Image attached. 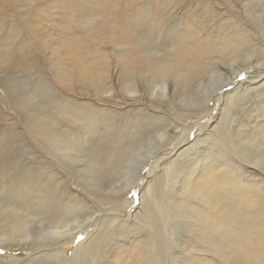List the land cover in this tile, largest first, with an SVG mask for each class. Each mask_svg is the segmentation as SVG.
Segmentation results:
<instances>
[{
    "label": "rangeland",
    "instance_id": "1",
    "mask_svg": "<svg viewBox=\"0 0 264 264\" xmlns=\"http://www.w3.org/2000/svg\"><path fill=\"white\" fill-rule=\"evenodd\" d=\"M263 8L264 0H2L0 207L18 200L31 209L26 201L39 200L40 184L48 185L51 202L79 197L95 227L61 249L71 260L87 234H102L92 243L95 257L78 264H264V239L244 249L248 218L258 209L264 236V128L249 123L264 95L241 97L240 84L251 71L264 78ZM96 54L107 75L100 84L84 73ZM228 79L195 112L182 103ZM225 93L239 101L231 115L244 126L230 115L225 125ZM194 116L197 131L187 141L180 124L190 126ZM206 122L209 137L195 146ZM46 126L50 134L41 133ZM68 142L79 147L70 150ZM90 155L99 156L102 170L87 161ZM148 163L157 171L145 169L127 192L128 208L116 207L117 189ZM87 166L97 172L80 178L77 171ZM170 170L176 178L167 187ZM172 202L176 209L169 210ZM77 216L78 223L87 220ZM24 217L34 222L17 236L0 232V264L70 263L37 234L45 212Z\"/></svg>",
    "mask_w": 264,
    "mask_h": 264
},
{
    "label": "bare ground",
    "instance_id": "2",
    "mask_svg": "<svg viewBox=\"0 0 264 264\" xmlns=\"http://www.w3.org/2000/svg\"><path fill=\"white\" fill-rule=\"evenodd\" d=\"M24 1H30V0H24ZM1 2H2V0H0V3ZM234 34H235V32H234ZM240 34H241V32H240ZM240 34L239 35L237 34V37H240ZM241 38H242V34H241ZM237 44L239 45L238 42H237ZM233 46H234V48L236 47L234 44H233ZM239 46H237V47H239ZM2 55H4L3 52H1V56ZM255 55L252 54L250 56H247V59L251 58L250 60H252L253 58H255ZM261 56L262 55H260V57ZM234 57H235V55H234ZM262 57H264V56H262ZM98 58H99L98 55L95 56L94 59H92V61H90L89 64L84 68V73L85 74H89L90 75L92 73L94 75V77H95L94 82L96 84L97 83L100 84L101 82H103L105 80L106 76H107L106 73H105V71H106L105 70V65L103 63H100ZM104 61H106V60H104ZM258 61H260V60H258ZM101 66H103V68H101ZM168 68L173 69L175 67L173 65H169ZM103 69L105 71H101ZM262 70H264V69H262ZM260 78L261 77H259L256 73H253V71L249 72L248 73V76H247V80L245 82L242 81L240 83L241 86H242V88H243V91L245 93L244 95L242 94L241 97H243V96L244 97H247L248 96V98L250 97L251 99H253V98H256L257 99V98L261 97V95H264V78H261V81H259ZM231 79H233V78L230 77V80ZM229 82H230L229 79L221 82L219 85L213 87L214 89H212V91L210 93L205 94V95L199 93V94L195 95V97H194V95L192 94L193 96L187 97V99H184L182 101V103L183 104H186V105H189L191 107L190 108V111L191 112H195L196 111V107L203 106L204 104L212 101L215 98V96L218 95L220 93V91L222 89H224V87ZM166 87H167V85H163L162 87H159L158 89L159 90H164V89H166ZM239 88H240V86L238 87V89ZM186 89L187 88H185L184 90H186ZM236 91H238V90H236ZM207 92H205V93H207ZM132 93H136V92H132ZM237 94H239V92ZM225 95H226V102L224 104V108L222 109V116H223L224 123H225V121L227 122V120L229 118V115L231 116L230 117L231 119L234 118L233 115H231V110H233V112H234V107L239 102L238 100H236V96H232L229 93H225ZM251 99H248L247 101H249ZM260 103L262 104V106L258 110H255L254 112L252 110H250L249 113H252V115H250V118L249 119L251 121L249 123H253L254 122V124H256L257 127H260L263 130V128H264V100H260L259 104ZM179 109H181L182 112H186L187 111L184 108L183 109L182 108H179ZM64 110L66 111L67 108H64ZM152 111L153 112H157V111H154V110H152ZM241 114H243V113L241 112ZM147 118H149L150 121H152V119H154L153 116H149V117L146 116V119ZM198 120H199L198 117H195V122L194 123H191L190 126H189V124L184 126L183 124H180L179 121H177L180 124V127H181V129H179V131L182 130V132L179 133V136L180 137H183L185 140L189 141V135L193 131H197L196 128L198 126V124H197V121ZM236 121H239V120L238 119H235V121L234 122L232 121V122L235 123ZM238 124H240V126H244L245 125V122H240L239 121ZM225 125H226V123H225ZM209 127H210V124L209 123H207V122L204 123L203 128H201V134H198V136L195 139L196 140L195 146H198L199 143H202L203 142V139H202V136L203 135H206V136L209 137V135L207 134V132L209 130ZM40 128L41 127H39V129ZM51 130L52 129L49 126H46V127H44L41 130V133L42 134H48V133L50 134ZM146 131L150 132L151 130L149 128H147ZM35 132H36V130H35ZM166 133H167V131H164L163 133L157 135L156 144H158V142L161 141V139H163V137L166 136ZM66 138H68V137H66ZM62 143H64V142H62ZM73 145H74V143H71L70 142L67 145V147H69L70 150H74V149H77V147H79L77 145L76 146L75 145L73 146ZM78 145H81V143L78 144ZM95 149H97L96 146H95ZM203 151H206V149L203 150ZM209 151H212V150H209ZM165 153H168V152H165ZM80 156L81 157L78 156L79 157L78 158V161H79V159H81L84 162V156H83V152L82 151L80 152ZM167 156H168V154H164V157L163 158H167ZM90 157L91 158H89L87 161H89L92 166H94L97 169H99V171L102 170L103 169V166L101 165L99 156L96 157L94 160H92V158L94 157L93 155H90ZM69 159H71V158H69ZM75 159H77V158H75ZM109 160H110V158H109ZM131 161H134V159H131L130 158V159L126 160V163H130ZM150 164H153L152 161L150 162ZM150 164L148 163L147 165L141 166L140 169H139V171H138V173H136V177L135 178L133 177L134 178L133 181H131L130 183H127V184L125 183L123 187L117 189L116 193L119 196L123 197V198L116 197L118 199V200H116V207H119L120 206V208H122V209H127L128 208V206H129V203H128V200H127V196H128L127 195V192H129L128 190L129 189H132L133 187H136L139 184V182H141L140 181V177H141V174L143 173V171L145 169L146 170L149 169L150 172H151V174H153V173H155L157 171L158 166H155L154 165L155 167L154 166L151 167ZM126 167H127V165H126ZM126 167L124 168L122 165L120 166V168H122V170L128 172L129 169H126ZM78 168H80V167H78ZM171 171L172 170H170L168 172H171ZM77 172L80 173L79 176L81 178L82 176L88 177L89 173H91V175H94L97 171L93 170V167H88V168L83 169L81 172L79 170ZM166 178L167 179L165 181V185L167 187H169V186H171V185H173L175 183V178L176 177H175V174L173 172L168 173L167 176H166ZM199 180H201V178H199L196 181L195 186L200 187ZM47 186L46 185L44 186V185H41L40 184L38 187L35 188L36 189L35 191H37V195L38 194L39 195L40 194L43 195V196H39L38 195V199H39L38 201L33 202V200L36 198L35 196H33V200H32V198L31 199L30 198L27 199L26 204L30 205L31 206V209H29L28 207H25V205L18 204L17 203L18 200H12V201H10L9 202V205H7V206H9V207H7V210H3L2 207H0V226H1L0 227V232L2 234H5L7 232L9 234L8 237H7V239H11V238L17 236L20 232L26 230V228H29V225H31L34 222V220H29V219L25 218L24 217L25 214H30V215H33L34 217L37 218L38 215L41 214V212H45V218H44V220H47V221H45L44 226H41L42 228L40 230H38V233L37 234H39V238L40 239H43V240L48 239L47 247L49 249H51L52 246H53V248L56 249V254L58 255L57 256L58 257V260H61L60 262H64L65 263V262H68L69 261L70 263H67V264H78L79 261H80V259H81V257L84 256V255H87L88 254V256H90V257L91 256L92 257H95V255H92L93 252L95 251L94 250L95 248L92 250V248L95 247L92 243L94 241H96L97 240V237H99L102 234L101 231H96V233H94V234H91V233L90 234H87V237L84 240H82V242L76 247L75 252H74V256H73V258H71V260L69 259V257H67L66 253L61 249V247L62 248H65L66 246L72 245L79 234L84 233L85 231H87L91 227L92 228L95 227V225H94V221H95V219H94V213L93 212L85 211L84 208H82V206H85V205H82L83 204L82 203L83 201L80 202L81 201L80 198L79 197H76V196L73 197V199H75V202H73L72 200H66V198H64V201H61L59 203L51 202L50 199H49L50 196H48V192H49V189L48 188L49 187H47ZM141 190L142 189H140L139 191H141ZM117 203H118V206H117ZM174 203L172 202V203L168 204L167 205V208L169 210H172V208L174 206H176ZM0 205H6V204L2 203ZM12 207H13V209H12ZM174 208L176 209V207H174ZM163 209L164 208L161 206V210H163ZM111 210L112 209H110L109 212H111ZM81 213H84L85 214V216L87 217V220L78 223L76 217H78L77 215L78 214H81ZM131 217H132V215H131ZM135 217H138V216H135ZM81 220H83V219H81ZM126 220L124 221L123 218H122L121 219V223L122 222H124V224L136 223L135 222L136 221V218H134V219L132 218L131 220L129 219V222H126ZM248 220L250 222L249 225H250L251 234H250V237H248V241H247V243H245V246H244V249H245V251L247 253H248L249 250L247 251L246 250V247H247V249H249V248L252 249L256 245L260 244L259 241L261 242L264 239L263 233L261 231V227H262V214H261V209L260 210L258 209L255 213L253 212L252 216L250 218H248ZM46 222H48L47 225H46ZM166 222H167V220H166ZM145 225H146V228H149V227L152 226V223H148L147 222ZM38 228H40V227H38ZM32 229L33 228L27 229V233L30 236L33 233ZM258 229H259V232L257 231ZM162 230H163V228H162ZM231 230L234 233H236L237 232V227H233ZM228 235L229 234L224 233V234H222L221 238H228ZM37 238H38V235H37ZM229 240H231V239H229ZM45 250H46V248H45ZM51 253H53V252H51ZM50 263L52 264L53 262L51 261ZM55 264H58V263H55Z\"/></svg>",
    "mask_w": 264,
    "mask_h": 264
}]
</instances>
